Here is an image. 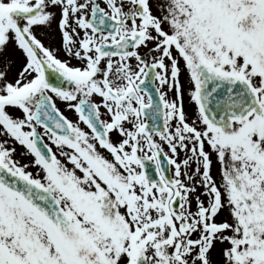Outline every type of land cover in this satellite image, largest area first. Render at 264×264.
<instances>
[{"label":"flooded vegetation","instance_id":"flooded-vegetation-1","mask_svg":"<svg viewBox=\"0 0 264 264\" xmlns=\"http://www.w3.org/2000/svg\"><path fill=\"white\" fill-rule=\"evenodd\" d=\"M151 1L5 3L0 44L12 61L0 105L22 122L5 137L3 165L48 189L61 212L51 220L4 190L6 264H105L98 254L107 247L104 232L120 227L122 217L139 228L148 217L177 219L187 194L198 192V185L188 188V171L212 176L198 99L207 66L202 45L211 37L204 38L201 19H171ZM194 1L184 7L220 4ZM101 13L104 24L92 28ZM223 200L219 192L212 216L224 211ZM198 208L196 218H207L204 205ZM204 233L198 228L200 264H264V248L247 238H227L212 255L218 234L204 244Z\"/></svg>","mask_w":264,"mask_h":264},{"label":"rangeland","instance_id":"rangeland-1","mask_svg":"<svg viewBox=\"0 0 264 264\" xmlns=\"http://www.w3.org/2000/svg\"><path fill=\"white\" fill-rule=\"evenodd\" d=\"M8 1L10 0H0V19L4 17L5 3ZM218 1L224 7L213 6L207 10L194 7L192 11L186 9L183 3L191 4L195 2L194 0H152L151 3L157 6L159 12L171 19L186 20L192 17L201 19L205 26L204 38L216 36L209 41L211 44L204 39L202 49L205 58L210 59L214 67H223L225 72L243 76L257 95V108L247 115L245 126L238 125L234 120L229 122L230 126L227 124L216 131L212 130L209 124L203 125V134L212 152V176L204 174L201 179L198 172L188 171V188L191 186L195 188L198 185V192L187 194L188 199L181 208L180 218L165 220L161 217L146 222L145 226H150L145 230L146 234H142V229L135 228L131 218L122 217L120 227L115 226L116 228L104 232L107 247L98 251V254L103 256L105 264H128L138 253H143L151 264H200L198 261L200 253L196 251L199 236L197 225L203 231L206 230L202 237L204 244L209 242L212 244V239L218 234L213 240L212 255L217 248L227 242V238L229 242H243L247 238V244L256 247L259 246L256 242L264 240V72L257 70L258 65L260 68L263 66L260 60H264V2ZM246 2L252 6L245 7ZM230 7L231 10H228ZM190 13L193 15L190 16ZM247 16H252L255 24L247 31H243L239 23ZM223 43L225 47L221 46ZM10 61L11 56L4 53V46L1 45L0 88L5 86L9 79ZM21 122L17 111L0 105L2 164L5 163L8 151L5 137L8 133L14 134V130H19ZM231 141L234 143L233 151L229 149ZM239 176L245 192H237V182L234 179L237 180ZM219 192L224 197L222 201L224 211L222 209L219 215L212 216V207ZM6 198L5 192L0 188V204ZM200 204L204 205V209L201 210L204 213L208 212L205 213L207 218L203 220L196 218ZM171 232L176 233V236L171 237L169 241ZM182 241L185 247L180 252L175 243ZM227 248L228 246L225 247L224 253ZM0 263L6 264L3 254H0ZM71 263L75 264L74 262L69 264Z\"/></svg>","mask_w":264,"mask_h":264},{"label":"water","instance_id":"water-1","mask_svg":"<svg viewBox=\"0 0 264 264\" xmlns=\"http://www.w3.org/2000/svg\"><path fill=\"white\" fill-rule=\"evenodd\" d=\"M251 19L247 18L241 27L246 28ZM201 99L207 116L215 125H223L228 117L242 118L256 105L252 89L236 76L209 75L203 73ZM0 185L26 198L35 209L51 218L57 217L48 191L31 182L14 176L0 165ZM132 264H146L138 257Z\"/></svg>","mask_w":264,"mask_h":264}]
</instances>
